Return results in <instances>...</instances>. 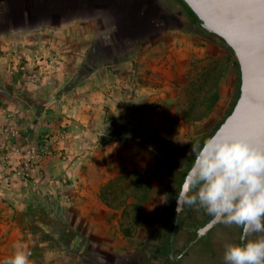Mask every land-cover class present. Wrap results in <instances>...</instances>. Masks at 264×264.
<instances>
[{"label": "crops", "instance_id": "obj_1", "mask_svg": "<svg viewBox=\"0 0 264 264\" xmlns=\"http://www.w3.org/2000/svg\"><path fill=\"white\" fill-rule=\"evenodd\" d=\"M127 1L0 0V151L4 145L34 143L46 131L68 127L65 136L58 137L66 155L60 159L59 150L46 157L39 166L43 171L32 181L31 188L15 189L13 185H2L4 181L0 179V260L12 256L14 246L19 244L31 252V264H46L38 260L40 233L35 232L37 226H46L40 221L41 207L37 202L42 198V188L49 190L62 206L59 218L85 243L104 250L114 245V252L125 246L121 245L120 223L126 205L134 203L130 199L122 205L106 203L103 195L106 191L112 193L110 187L116 179L133 171L144 173L152 165L154 153L117 130L123 126L142 128L147 115L155 118L149 127L157 129L164 117H169L167 113L160 114L159 105L164 100L173 104L177 99L172 89L167 93V87L146 78V74L161 72L160 66L166 60L164 56L157 60L145 53L157 46L148 43L137 54L123 53L101 64L89 56L94 44L114 49V40L106 45L107 36L135 40L133 33L143 35L149 31L126 5ZM101 19H107V30L101 27ZM135 21L139 24L135 25ZM171 41L164 45L173 50L176 42ZM40 51L64 68L66 75L61 72L55 75L56 80L49 76L48 84L55 82V86L22 92L17 89L20 76L9 70ZM87 65L92 66L90 72L77 79ZM58 121L60 124L55 126ZM4 175L0 169V177ZM40 202L48 203L47 199ZM65 206L72 210L75 223ZM44 208L50 210V205ZM45 251L43 255L54 254ZM71 264H79V260Z\"/></svg>", "mask_w": 264, "mask_h": 264}, {"label": "rangeland", "instance_id": "obj_2", "mask_svg": "<svg viewBox=\"0 0 264 264\" xmlns=\"http://www.w3.org/2000/svg\"><path fill=\"white\" fill-rule=\"evenodd\" d=\"M147 1L148 4L143 0H128V4H126L134 10L140 23L147 26L149 30L147 33L145 32L143 35L142 32L133 33L132 37L135 40H122L118 35H110L111 39L107 36L104 40L108 43L106 45L111 44V41L114 40V49L111 51L101 48L100 44H94V49L89 51V56L95 59L97 63H106L109 58H119L123 53L137 54L145 44L149 43L152 47H157L155 50H151L153 53L151 51H145V53H151V56L157 60L162 56L166 59L164 65L160 66L161 72L151 73L152 76L146 74V78L152 80V83L156 85L167 87V93L171 92L172 89L175 99L177 97L173 104L164 100L163 105H159L160 114L165 115L167 113L169 117H164L161 125L155 130L149 127L155 120L150 115H147L145 121L147 123L142 125V128L129 129L123 126L117 130V132L121 130V133L139 141L145 148L154 153L152 165L142 173L147 176L148 181L153 183L148 200L144 204L141 213H137L135 203L138 202L135 199H130L134 204L126 205L119 230L123 236L121 245L125 246L121 251L114 252V245H108L107 249L104 250L93 243H85L82 237L70 228L67 222H64L62 217L59 218V213L63 209L62 206L49 193V190L42 188V198L37 202L41 207L39 212L40 221L46 222V226H37L35 231L40 233L38 237L40 241L37 243L40 246L38 248L40 263L50 264L61 261L71 264L79 260V264H140L138 259L142 249L145 243L150 240L163 213L165 204L172 194L169 176L176 160L172 158V154L165 155L166 150L168 148L185 149L191 144L195 143L196 145L199 141L207 139L228 116L236 101L239 69L235 55L231 57L226 48L211 37L188 30L185 25L184 27L183 25L180 26L177 21L171 19L170 17L179 18V13L175 12L168 0ZM159 7H161L160 10ZM167 16L169 17L165 19ZM182 23L184 22L182 21ZM100 24L102 28L107 30V19H101ZM138 24L135 21V25ZM160 37H166L167 41L163 38L160 39ZM171 40L176 42V47L173 50L164 45L166 43L170 44ZM99 41L101 43L102 39H99ZM188 45H191V47ZM118 47L119 49H116ZM40 52L39 55L30 57L29 60H21L19 65L12 66L9 70V73L20 76L17 85L18 90L26 93L27 90H31V92L39 91L43 86L50 87L51 84H54V86L57 84L55 82L48 84L49 76L52 75L54 77L52 79L56 80L57 76L55 75L61 72L66 75L64 68L57 66L54 60L45 57L46 55H41L44 53L43 51ZM91 69V65L85 66L82 72H79L77 79L83 78ZM136 74V72H133V75ZM163 76L164 78H162ZM214 76H218V79H212ZM215 82L216 85H214ZM215 94H219V100L208 117L199 121L189 120L188 111L193 110V112L200 113L206 111L211 104V97ZM59 124L58 121L55 126ZM67 130L68 127H61L53 131H46L37 141L30 144L4 145L0 151V169L4 171L5 175L0 177L4 181L0 183L5 186L13 185L12 187L15 189L31 188L32 181L40 176L41 174L38 173L43 170L42 168L35 169L33 173L30 172L29 176L26 175L24 165L26 151L31 147L45 146L49 143L52 145L50 147L51 154L47 153V156L41 157L39 166L41 167L46 157L54 156L59 150L62 153L59 158L62 159L63 155H66L63 151L66 152V150L61 146L58 137L60 138L62 134H66ZM112 131L115 132V130ZM6 141L9 140L6 139ZM6 141L4 140V142ZM128 178L127 181L112 182L110 187L112 193L106 191L109 202L114 205L129 202L127 198L129 193L127 190L128 181H137V177L131 176ZM125 188L127 191H125ZM142 192L143 189L140 187L136 195L141 196ZM134 193L131 194L134 195ZM44 199H47L48 203L43 204V202H40ZM44 205H50V210L44 208ZM65 212L69 213L70 220L75 223L76 221L72 219V210L66 209L65 206ZM138 215L139 219L135 221V217ZM228 228L216 227L210 235V239L213 240L211 245L200 242L191 246L189 253L183 254V258L177 260L174 264H223L224 246L231 242L230 228ZM230 231L232 232V229ZM255 238L256 235L253 239ZM209 248L214 249V251H209ZM43 249H46L45 252L49 251L54 254H50V256L43 255Z\"/></svg>", "mask_w": 264, "mask_h": 264}, {"label": "clouds", "instance_id": "obj_3", "mask_svg": "<svg viewBox=\"0 0 264 264\" xmlns=\"http://www.w3.org/2000/svg\"><path fill=\"white\" fill-rule=\"evenodd\" d=\"M176 201L177 210L197 205L215 221L242 226L244 242L224 246L223 264H264V148L249 137L205 140ZM14 247L0 264H31V252Z\"/></svg>", "mask_w": 264, "mask_h": 264}, {"label": "water", "instance_id": "obj_4", "mask_svg": "<svg viewBox=\"0 0 264 264\" xmlns=\"http://www.w3.org/2000/svg\"><path fill=\"white\" fill-rule=\"evenodd\" d=\"M182 1L208 35L221 38L232 49L240 66V97L213 136H247L264 148V4L260 0ZM218 223L212 219L201 233Z\"/></svg>", "mask_w": 264, "mask_h": 264}, {"label": "flooded vegetation", "instance_id": "obj_5", "mask_svg": "<svg viewBox=\"0 0 264 264\" xmlns=\"http://www.w3.org/2000/svg\"><path fill=\"white\" fill-rule=\"evenodd\" d=\"M158 6V5H157ZM161 9V7H159ZM169 16L165 17L168 18ZM179 18L170 17L177 21V23L183 25L181 20L184 16L182 12L178 14ZM181 21H180V20ZM206 138L199 141L196 145L191 144L188 147L183 148H168L165 155L172 154V158L176 160V164L170 171L169 185L171 191V198L166 202L165 208L157 226L150 237V240L145 243L140 258L138 259L140 264H174L177 260L183 258V254L189 253L191 246L200 242H206L210 245L213 240L210 239V235L216 227H229V234H231L230 244L243 243L241 237L234 239V225H225L221 222L215 225L212 230L206 233H201L202 229L213 219L208 218V215L202 208L197 205H181L177 210V196L180 190H176L177 183H179L181 177L184 175V168L192 162L195 153ZM171 160V158H169ZM182 187V185H181ZM181 189V188H180ZM228 228V229H229ZM233 235V236H232ZM214 251V249H208ZM216 254V251L214 252Z\"/></svg>", "mask_w": 264, "mask_h": 264}, {"label": "trees", "instance_id": "obj_6", "mask_svg": "<svg viewBox=\"0 0 264 264\" xmlns=\"http://www.w3.org/2000/svg\"><path fill=\"white\" fill-rule=\"evenodd\" d=\"M168 1L172 4V7L175 10V12H177V13L182 12L183 13L184 17L181 20H184L183 21L185 23L184 25L186 26V28L188 30L190 29V30H193V31H196V32H199L201 34H204L206 36L211 37L214 41H216L217 43L223 45L226 48L227 52L229 54H231V57H234V53H233L232 49L229 48L221 38H219L217 36H214V35H208V33L199 26V24L197 22V17L194 15L192 10L182 0H168ZM237 67L239 69V71H238L239 85H238V93H237L236 101H235L230 113L228 114V116L223 120V122L215 129V131L212 133V135L209 136L208 138L212 137L216 133L218 128L224 123V121L231 115V113L233 112L234 107H235V105H236V103H237V101H238V99L240 97L241 74H240V66H239L238 62H237ZM218 76H214L212 79L217 80ZM216 84L217 83L215 82L214 85H216ZM218 100H219V94H215L213 97H211V104L207 107V110L202 112V113L193 112V110L188 111L187 116H188L189 120H191V121H199V120H202V119L208 117V115L213 111V108L215 107V105L218 102ZM204 142H203V144H204ZM203 144L200 145L199 149L203 146ZM199 149H198V151H199ZM198 151L195 153V155L193 157L196 156ZM193 162H194V158H193L192 162L189 163L184 168V175L181 177L179 183H177L178 184L177 187H176L177 191L180 190L181 185L184 182V178H185L187 172L189 171V169L191 168ZM131 176H136L137 177V181H133V180L128 181L129 184L127 185V190H128L129 193H128L127 198L128 199H135L138 202V204L135 207H136L137 213H141L143 205L148 200L149 193H150L152 187H151L150 183L143 178L142 174H140L137 171L130 172V173H128V175L126 177L118 178V179H116V181H127L129 179L128 177H131ZM140 187L143 189V192H142L141 196L136 195V193L140 189ZM127 190L125 188V191H127ZM133 192H135L134 195L131 194ZM103 199H104V201L106 203L108 202V200H107V192L104 193ZM212 218H213L212 216H209L207 221H209ZM135 219H136L135 221H138L139 215L137 217H135ZM242 230H243L242 226L234 225L233 232H234V238L235 239H239L241 237ZM253 237H255V235L250 236L248 238L249 239H253Z\"/></svg>", "mask_w": 264, "mask_h": 264}, {"label": "built area", "instance_id": "obj_7", "mask_svg": "<svg viewBox=\"0 0 264 264\" xmlns=\"http://www.w3.org/2000/svg\"><path fill=\"white\" fill-rule=\"evenodd\" d=\"M63 136L65 134H62ZM48 142V141H46ZM50 142V141H49ZM50 145L47 143V145L43 146H35L29 148L26 153H25V167H26V175L29 176L31 173L35 171V169H40L39 168V162L40 158L47 156V153H50ZM51 154V153H50ZM31 172V173H30ZM13 175V174H11ZM63 182L65 183L66 180L63 179Z\"/></svg>", "mask_w": 264, "mask_h": 264}, {"label": "snow or ice", "instance_id": "obj_8", "mask_svg": "<svg viewBox=\"0 0 264 264\" xmlns=\"http://www.w3.org/2000/svg\"><path fill=\"white\" fill-rule=\"evenodd\" d=\"M247 2H251V0H247ZM260 3L261 4H264V0H260ZM237 137V136H235ZM231 138H234V136H229L228 139H231Z\"/></svg>", "mask_w": 264, "mask_h": 264}]
</instances>
